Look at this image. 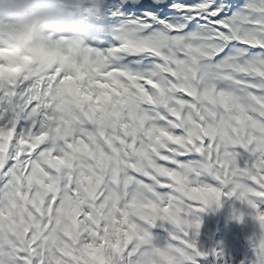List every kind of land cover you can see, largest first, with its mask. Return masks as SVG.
Returning a JSON list of instances; mask_svg holds the SVG:
<instances>
[{
  "label": "snow or ice",
  "instance_id": "obj_1",
  "mask_svg": "<svg viewBox=\"0 0 264 264\" xmlns=\"http://www.w3.org/2000/svg\"><path fill=\"white\" fill-rule=\"evenodd\" d=\"M105 12L135 30L119 64L135 91L0 88V264H205L199 213L233 197L264 264V0Z\"/></svg>",
  "mask_w": 264,
  "mask_h": 264
},
{
  "label": "clouds",
  "instance_id": "obj_2",
  "mask_svg": "<svg viewBox=\"0 0 264 264\" xmlns=\"http://www.w3.org/2000/svg\"><path fill=\"white\" fill-rule=\"evenodd\" d=\"M105 7L106 0H0V88L39 92L59 79L54 91L63 92L69 77L86 87L110 74L109 83L129 89L116 70L120 54L140 44L127 23L106 28Z\"/></svg>",
  "mask_w": 264,
  "mask_h": 264
},
{
  "label": "bare ground",
  "instance_id": "obj_3",
  "mask_svg": "<svg viewBox=\"0 0 264 264\" xmlns=\"http://www.w3.org/2000/svg\"><path fill=\"white\" fill-rule=\"evenodd\" d=\"M92 51L96 52L97 55H104L103 52H101L99 49H93ZM132 80H133V77H132ZM107 82V81H105ZM136 82H139V81H136ZM136 89H132V88H129V91H135ZM244 205H242L239 201H237L236 199L233 200L229 205H228V208L229 209H241V210H244ZM234 217V214L232 215ZM237 222V224L240 225V222H241V225L243 227V229H248V228H257V229H260L259 227V222L257 220L254 219V222L256 223V225L253 227L250 223V221L248 220L247 216L244 215L243 219L242 220H237L235 219ZM244 220V221H243Z\"/></svg>",
  "mask_w": 264,
  "mask_h": 264
},
{
  "label": "rangeland",
  "instance_id": "obj_4",
  "mask_svg": "<svg viewBox=\"0 0 264 264\" xmlns=\"http://www.w3.org/2000/svg\"><path fill=\"white\" fill-rule=\"evenodd\" d=\"M260 204H261L260 207H261V208H264V201H262ZM200 221H201V223H200V227H201V225L205 226V223L203 222V220H202L201 217H200ZM208 233H209V232H208ZM225 234H226V232H225ZM197 235H199L198 237L201 236V230L198 229V234H197ZM201 237H202V236H201ZM228 237H229V236H226L225 238H228ZM201 239H202V238H201ZM201 239H200V240H201ZM224 244L227 245V242H225ZM199 245L201 246L202 249H204V250L207 249V248H206V245H207V242H206V241L201 240V242H200ZM205 248H206V249H205Z\"/></svg>",
  "mask_w": 264,
  "mask_h": 264
}]
</instances>
